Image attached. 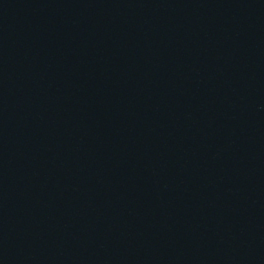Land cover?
I'll return each instance as SVG.
<instances>
[{"label":"water","instance_id":"water-1","mask_svg":"<svg viewBox=\"0 0 264 264\" xmlns=\"http://www.w3.org/2000/svg\"><path fill=\"white\" fill-rule=\"evenodd\" d=\"M0 264H264V0H0Z\"/></svg>","mask_w":264,"mask_h":264}]
</instances>
